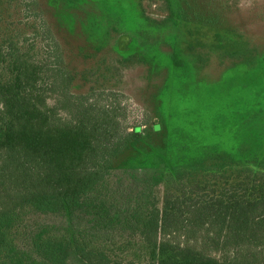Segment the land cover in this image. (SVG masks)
<instances>
[{"label":"trees","instance_id":"trees-1","mask_svg":"<svg viewBox=\"0 0 264 264\" xmlns=\"http://www.w3.org/2000/svg\"><path fill=\"white\" fill-rule=\"evenodd\" d=\"M41 75L0 44V264H264V160L210 146L116 174L141 128L82 100L49 108ZM52 76L70 83L56 64Z\"/></svg>","mask_w":264,"mask_h":264},{"label":"rangeland","instance_id":"rangeland-1","mask_svg":"<svg viewBox=\"0 0 264 264\" xmlns=\"http://www.w3.org/2000/svg\"><path fill=\"white\" fill-rule=\"evenodd\" d=\"M2 43L42 70L49 108L82 100L105 106L116 130L141 128L116 174L210 146L264 160V0H0ZM53 63L69 84L53 82Z\"/></svg>","mask_w":264,"mask_h":264}]
</instances>
